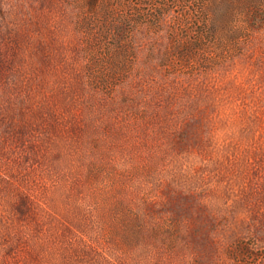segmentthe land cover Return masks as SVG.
<instances>
[{
    "label": "rangeland",
    "instance_id": "374dc122",
    "mask_svg": "<svg viewBox=\"0 0 264 264\" xmlns=\"http://www.w3.org/2000/svg\"><path fill=\"white\" fill-rule=\"evenodd\" d=\"M89 9L0 0V264H264V0Z\"/></svg>",
    "mask_w": 264,
    "mask_h": 264
},
{
    "label": "trees",
    "instance_id": "16d2710c",
    "mask_svg": "<svg viewBox=\"0 0 264 264\" xmlns=\"http://www.w3.org/2000/svg\"><path fill=\"white\" fill-rule=\"evenodd\" d=\"M98 1L99 0H87V5L90 8L89 12H88L89 14H92L95 11V7H97ZM120 24H121V26L119 25V23H117V24L114 23V25H113L114 30H116V32L118 34L120 31H122V32L124 31V34H125V32H127V28H126L125 24H123V23H120ZM191 45H192V47L188 46V47L179 49L178 53L182 57V59H185V58L189 59L190 57H188V56H190L195 51L199 50V48L197 47L199 45H197L196 43H195V45L193 43H191Z\"/></svg>",
    "mask_w": 264,
    "mask_h": 264
}]
</instances>
